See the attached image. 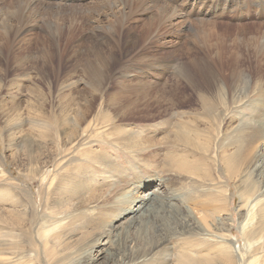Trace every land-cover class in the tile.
Masks as SVG:
<instances>
[{
	"label": "rangeland",
	"instance_id": "1",
	"mask_svg": "<svg viewBox=\"0 0 264 264\" xmlns=\"http://www.w3.org/2000/svg\"><path fill=\"white\" fill-rule=\"evenodd\" d=\"M10 1L0 0V193L20 204L0 197V218L14 221L15 264H78L97 213L114 208L109 189L146 176L229 219L222 233L242 247L239 184L264 193V161L235 178L264 116L262 0H23V15ZM254 213L264 223V200ZM185 230L166 238V259L155 249L138 262V228L104 249L117 264H205L191 254L216 247Z\"/></svg>",
	"mask_w": 264,
	"mask_h": 264
},
{
	"label": "bare ground",
	"instance_id": "2",
	"mask_svg": "<svg viewBox=\"0 0 264 264\" xmlns=\"http://www.w3.org/2000/svg\"><path fill=\"white\" fill-rule=\"evenodd\" d=\"M19 1L20 7L18 8V13L23 15V0ZM159 1L160 0H156L155 2ZM36 2H38V0H29L28 3L33 5L36 4ZM9 3H13V1L11 0ZM256 5L260 6L261 10L264 11V0H262L261 4L258 3ZM165 7L168 9L167 6ZM117 22L120 23L119 20H117ZM17 23H20V20H17ZM263 102L261 101V103ZM257 123L259 125V129L252 134V141L249 143L248 148L243 152V158L241 159V162H239L240 166L238 168L236 167L237 170L235 178H237V176L240 177L246 175L247 179H250V175L255 172L256 168L261 167L263 164L264 116L257 120ZM78 124L79 120L76 125ZM243 170L246 172H243ZM118 173L122 174L121 172ZM143 179H145V181L140 183L135 181H126V183L118 185L117 188H113L111 190L109 189V192L107 191V197L114 208L112 207L110 212L100 210V212L97 213L94 221L100 231H98V236L96 238L94 237V241L89 244L87 251L80 254L82 261L78 262V264H117L118 260H116L117 257H114V251L104 249V247L109 242H112L111 235L113 233L116 234L117 238L123 236L126 241L129 232L133 228L139 229L134 238V244L146 252H142L144 254L139 255L141 256L139 258L135 247H130L129 250L127 247L129 252H124L123 256L125 255L126 258H129L132 261L135 259L138 260L139 258V263L142 262V260L144 261L146 255L155 251V249L157 250L153 254H155L159 259H166V256H169V247L165 248L167 255L164 254L162 256L161 253L162 246H164L166 238L171 237L172 235H181L185 233L186 228H189V230L191 228H195L201 233H206L208 237L206 238L202 236V241L215 246L217 250V252L214 253V256H210L208 253L205 256L191 254L192 258L195 260H205V264H264V223L254 225V208L260 206V203L264 200L263 192H260L263 197L257 198L254 193L255 187L251 188L247 181L244 183L242 181L243 184H239V194L245 204L247 212L244 216H242V221H240L244 245L242 247H235L229 237L230 228L229 224H227L229 219L221 217L220 215L210 217L208 216L209 214L199 213V211L195 209L198 205L194 208L193 206L186 204V202H184L183 194L171 191V193L165 195L166 192L163 193V190L160 191L158 188L160 185L165 186L167 184V179L161 177L158 178L157 176H146ZM154 184H157L158 186L155 189L152 188ZM0 197H3L6 201L13 202L14 204H20L19 200L15 198V194L11 193L9 189L1 191ZM13 198L14 200L11 201ZM227 198L228 196L226 197L224 194L225 201H227ZM189 199L186 200L189 202ZM222 204L220 203L221 206ZM227 209L225 208V210ZM16 213L19 215L25 212L23 210V212L17 211ZM0 222H2L0 225V263L15 264L16 260L23 259V255H21L22 253L20 254V252L13 251L16 247L14 246L15 239L14 235L9 233L11 231H9L8 225H13L14 221H12V218L9 217L8 219L7 216H5V218H0ZM55 228H57V225L44 230L42 232V239L47 241L54 233ZM215 230H217V233ZM222 231H229V235L227 233H222ZM125 250L126 248L124 251ZM178 250H182V247H179ZM92 251H96V254L94 253V257L90 256ZM14 257L16 258L14 259ZM99 258H101L100 261L98 260ZM23 263L28 264L24 260Z\"/></svg>",
	"mask_w": 264,
	"mask_h": 264
}]
</instances>
